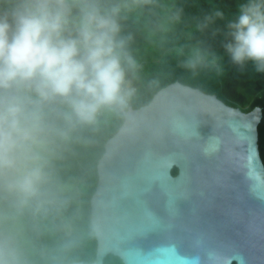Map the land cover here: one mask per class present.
I'll return each mask as SVG.
<instances>
[{
  "label": "clouds",
  "instance_id": "9594fccd",
  "mask_svg": "<svg viewBox=\"0 0 264 264\" xmlns=\"http://www.w3.org/2000/svg\"><path fill=\"white\" fill-rule=\"evenodd\" d=\"M152 2L0 0V264H37L34 238L70 226L74 182L59 164L83 130L130 106L139 64L122 21ZM225 29L223 55L264 74V0H243ZM222 59L195 45L183 67Z\"/></svg>",
  "mask_w": 264,
  "mask_h": 264
},
{
  "label": "water",
  "instance_id": "95a60500",
  "mask_svg": "<svg viewBox=\"0 0 264 264\" xmlns=\"http://www.w3.org/2000/svg\"><path fill=\"white\" fill-rule=\"evenodd\" d=\"M124 116L90 200L96 258L68 264H264L263 109L176 81Z\"/></svg>",
  "mask_w": 264,
  "mask_h": 264
},
{
  "label": "trees",
  "instance_id": "16d2710c",
  "mask_svg": "<svg viewBox=\"0 0 264 264\" xmlns=\"http://www.w3.org/2000/svg\"><path fill=\"white\" fill-rule=\"evenodd\" d=\"M242 2L153 0L128 13L122 21L123 34L131 36L128 49L139 64L137 71L128 77L136 88L130 106L139 108L148 104L161 88L176 81L216 94L226 104L246 112L260 106L263 117L258 125V143L264 163V74L256 73L250 64L234 65L223 55L222 45L227 42L225 25L235 17L237 5ZM215 10L222 11L224 18H215L201 27L204 18ZM195 45L221 54L223 59L196 70L186 69L183 61ZM128 107L118 114L104 113L95 129L80 133L81 141L71 146L60 162V175L74 182V203L65 212L70 226L50 228L34 238L36 248L45 253L44 258H36L37 264H68L96 258L97 239L91 225L90 200L98 181L97 165L105 152L106 141L119 130ZM104 264L124 263L109 254Z\"/></svg>",
  "mask_w": 264,
  "mask_h": 264
},
{
  "label": "flooded vegetation",
  "instance_id": "af4514ba",
  "mask_svg": "<svg viewBox=\"0 0 264 264\" xmlns=\"http://www.w3.org/2000/svg\"><path fill=\"white\" fill-rule=\"evenodd\" d=\"M174 169H175V168H174ZM176 172H177V169H176ZM176 172H175V173L173 172V174H176ZM232 264H235V262H233Z\"/></svg>",
  "mask_w": 264,
  "mask_h": 264
},
{
  "label": "built area",
  "instance_id": "2783aa9c",
  "mask_svg": "<svg viewBox=\"0 0 264 264\" xmlns=\"http://www.w3.org/2000/svg\"><path fill=\"white\" fill-rule=\"evenodd\" d=\"M133 86V85H132ZM135 88V86H133ZM136 89V88H135ZM131 100L129 101V104H130Z\"/></svg>",
  "mask_w": 264,
  "mask_h": 264
},
{
  "label": "rangeland",
  "instance_id": "374dc122",
  "mask_svg": "<svg viewBox=\"0 0 264 264\" xmlns=\"http://www.w3.org/2000/svg\"><path fill=\"white\" fill-rule=\"evenodd\" d=\"M105 114H110V113H105Z\"/></svg>",
  "mask_w": 264,
  "mask_h": 264
}]
</instances>
